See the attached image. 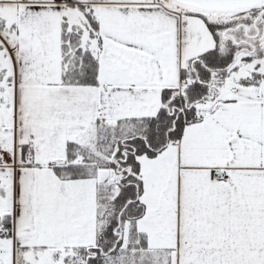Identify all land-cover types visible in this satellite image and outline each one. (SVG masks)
Returning <instances> with one entry per match:
<instances>
[{
  "label": "snow or ice",
  "instance_id": "1",
  "mask_svg": "<svg viewBox=\"0 0 264 264\" xmlns=\"http://www.w3.org/2000/svg\"><path fill=\"white\" fill-rule=\"evenodd\" d=\"M0 264H264V0H0Z\"/></svg>",
  "mask_w": 264,
  "mask_h": 264
}]
</instances>
